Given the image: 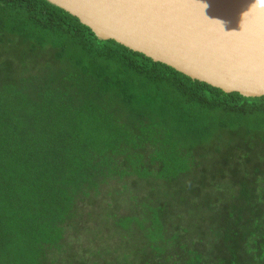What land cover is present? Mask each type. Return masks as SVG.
I'll return each instance as SVG.
<instances>
[{
  "label": "trees",
  "instance_id": "obj_1",
  "mask_svg": "<svg viewBox=\"0 0 264 264\" xmlns=\"http://www.w3.org/2000/svg\"><path fill=\"white\" fill-rule=\"evenodd\" d=\"M0 264H264V96L0 0Z\"/></svg>",
  "mask_w": 264,
  "mask_h": 264
},
{
  "label": "water",
  "instance_id": "obj_2",
  "mask_svg": "<svg viewBox=\"0 0 264 264\" xmlns=\"http://www.w3.org/2000/svg\"><path fill=\"white\" fill-rule=\"evenodd\" d=\"M112 39L223 92L264 96V0H47Z\"/></svg>",
  "mask_w": 264,
  "mask_h": 264
}]
</instances>
